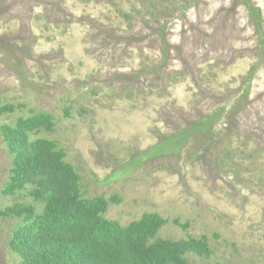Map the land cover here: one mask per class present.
<instances>
[{
    "label": "rangeland",
    "instance_id": "374dc122",
    "mask_svg": "<svg viewBox=\"0 0 264 264\" xmlns=\"http://www.w3.org/2000/svg\"><path fill=\"white\" fill-rule=\"evenodd\" d=\"M10 128L56 144L104 220L158 215L151 241H201L187 264H264V0H0V264H25L17 208L44 203L7 183Z\"/></svg>",
    "mask_w": 264,
    "mask_h": 264
},
{
    "label": "trees",
    "instance_id": "16d2710c",
    "mask_svg": "<svg viewBox=\"0 0 264 264\" xmlns=\"http://www.w3.org/2000/svg\"><path fill=\"white\" fill-rule=\"evenodd\" d=\"M49 121L44 114L29 125L43 123L48 128ZM10 129L15 131L10 141L12 151L17 142L25 145V151L11 166L13 175L7 183L13 188L30 182L44 203L40 216H33L32 210L23 206L17 208L16 215L25 213L27 219H34L13 239L12 249L25 264H187L185 251L201 247V241L194 239L151 241L162 222L155 214L123 227L104 220L99 216L105 209L101 197L84 198L77 173L63 160L64 153L56 150V144L46 141L45 147L30 146L25 131ZM7 210L4 214L10 216L13 209Z\"/></svg>",
    "mask_w": 264,
    "mask_h": 264
}]
</instances>
